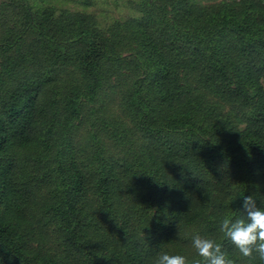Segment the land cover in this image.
<instances>
[{"label":"trees","instance_id":"1","mask_svg":"<svg viewBox=\"0 0 264 264\" xmlns=\"http://www.w3.org/2000/svg\"><path fill=\"white\" fill-rule=\"evenodd\" d=\"M131 1L105 28L0 3V264H204L196 235L264 264L220 231L244 197L264 209V2ZM37 215L62 254L23 238Z\"/></svg>","mask_w":264,"mask_h":264},{"label":"rangeland","instance_id":"2","mask_svg":"<svg viewBox=\"0 0 264 264\" xmlns=\"http://www.w3.org/2000/svg\"><path fill=\"white\" fill-rule=\"evenodd\" d=\"M35 2L37 5L47 6L50 5L58 9H66L71 12H83L91 14L95 17L98 25L101 28L109 26L114 21H122L131 17L136 18L139 16L138 8L135 1L131 0H29ZM196 4L203 6L215 2V0H193ZM217 1V0H216ZM2 0H0V3ZM264 2V0H260ZM187 84L195 94L204 98L214 99L215 96L210 89L204 88L196 80L187 79ZM216 100V98L214 99ZM224 111L228 112L229 109ZM231 112L229 111L230 116ZM29 170V167L27 171ZM39 205L46 201L45 187H38ZM33 222V219L30 221ZM28 222V223H30ZM30 230V231H28ZM30 232V234H27ZM32 232V234H31ZM21 233L23 238L27 241L29 246L37 247L40 242L45 246H52L57 248L55 252L61 253L60 242L57 241L58 233L50 226L46 218L37 215L34 224L22 227ZM43 250V249H42ZM64 256V255H61Z\"/></svg>","mask_w":264,"mask_h":264},{"label":"clouds","instance_id":"3","mask_svg":"<svg viewBox=\"0 0 264 264\" xmlns=\"http://www.w3.org/2000/svg\"><path fill=\"white\" fill-rule=\"evenodd\" d=\"M243 208L246 216L235 220L225 217L220 223V231L241 257L251 260L255 254L256 258L264 261V209L257 207L252 196L244 197ZM192 246L204 264H234L227 258L222 244L212 239L196 235ZM154 264H188V261L183 255L160 253ZM195 264H200V261Z\"/></svg>","mask_w":264,"mask_h":264}]
</instances>
